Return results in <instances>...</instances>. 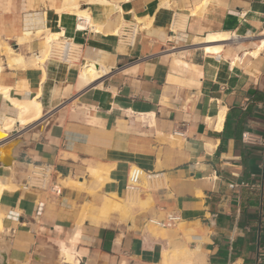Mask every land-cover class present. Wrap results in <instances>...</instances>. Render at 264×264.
<instances>
[{
  "label": "crops",
  "instance_id": "obj_1",
  "mask_svg": "<svg viewBox=\"0 0 264 264\" xmlns=\"http://www.w3.org/2000/svg\"><path fill=\"white\" fill-rule=\"evenodd\" d=\"M50 35L81 61L44 59ZM244 132L264 137V0H0V264H264Z\"/></svg>",
  "mask_w": 264,
  "mask_h": 264
},
{
  "label": "built area",
  "instance_id": "obj_2",
  "mask_svg": "<svg viewBox=\"0 0 264 264\" xmlns=\"http://www.w3.org/2000/svg\"><path fill=\"white\" fill-rule=\"evenodd\" d=\"M135 28V27H134ZM128 31V40L132 42L137 34V29L135 28ZM82 58V47L76 44L73 40L60 35L59 37L53 39L50 42L49 59L67 65H74L81 61ZM181 136V135H180ZM242 142L245 144L257 145L264 148V137L250 134L244 132L242 134ZM151 176H146L149 179ZM32 188L38 190H44L49 192V194L54 196H60L61 188L53 180L52 174L49 167L39 166L32 172V177L30 178V184ZM131 192H139L140 187L137 185H131L128 187ZM127 190V191H128ZM180 218L177 215L170 214L163 220L150 219L149 224L159 229H173L179 223Z\"/></svg>",
  "mask_w": 264,
  "mask_h": 264
},
{
  "label": "bare ground",
  "instance_id": "obj_3",
  "mask_svg": "<svg viewBox=\"0 0 264 264\" xmlns=\"http://www.w3.org/2000/svg\"><path fill=\"white\" fill-rule=\"evenodd\" d=\"M137 23V22H136ZM90 24V23H89ZM137 25H138V23H137ZM80 28L82 29V27L84 26V23H81L80 25ZM86 26V25H85ZM126 28H125V30H124V32H123V30H122V33L123 34H127V32L128 31H131L132 29H133V31L135 32L136 30H135V28H134V26H132V25H124ZM124 26H123V29H124ZM138 28V27H137ZM139 32V31H138ZM51 36V35H50ZM57 37H59V35H55V36H51V37H47L48 39L45 41V44H44V49H43V57H44V59H46V60H48L49 59V50H50V42L53 40V39H55V38H57ZM135 41V40H134ZM133 45V44H132ZM215 51H216V49H214ZM213 50V51H214ZM210 52V51H209ZM215 53V52H214ZM91 66H93V65H91ZM94 68V67H93ZM92 67H89V70L88 71H93L92 73H94L95 72V68L93 69ZM86 69V68H85ZM88 71H86V72H88ZM103 71V70H102ZM102 73V72H101ZM93 75V74H92ZM83 76H85L84 75V70H83ZM83 76H81V77H83ZM85 78V80H86V78H88V77H83V79ZM89 79V78H88ZM87 79V80H88ZM12 103H14V102H12ZM15 105L19 108V110H20V113H25L26 111H28V109L30 108V110H31V105H27V104H24V105H21V104H15L14 103V107H15ZM36 105V104H35ZM35 105H33V106H35ZM37 108H38V105H37ZM35 109L36 110V117H38L40 114H41V110L38 108V109ZM33 109V112H34V108H32ZM28 113V112H27ZM26 113V114H27ZM20 119V118H19ZM10 120V119H9ZM9 120L7 121V122H9ZM21 120V119H20ZM11 121V123H13L12 122V120H10ZM14 121V120H13ZM21 122H23L22 120H21ZM25 122V121H24ZM8 124V123H7ZM10 124V123H9ZM24 124V123H23ZM12 125V124H11ZM10 127H7V130L9 129ZM0 136H1V139L2 138H5L6 136H7V134H4V133H0ZM194 252V251H193ZM165 256V255H164ZM192 256V255H191Z\"/></svg>",
  "mask_w": 264,
  "mask_h": 264
},
{
  "label": "water",
  "instance_id": "obj_4",
  "mask_svg": "<svg viewBox=\"0 0 264 264\" xmlns=\"http://www.w3.org/2000/svg\"><path fill=\"white\" fill-rule=\"evenodd\" d=\"M7 136L4 139H6ZM8 142L9 143L7 145H5L4 147L0 148V154H3V155L10 154L12 152V149L17 145V141L16 140H9ZM12 160H14L13 157L9 158V162H7V163L4 162V161H0V164H2L3 166H8V165H10Z\"/></svg>",
  "mask_w": 264,
  "mask_h": 264
},
{
  "label": "rangeland",
  "instance_id": "obj_5",
  "mask_svg": "<svg viewBox=\"0 0 264 264\" xmlns=\"http://www.w3.org/2000/svg\"><path fill=\"white\" fill-rule=\"evenodd\" d=\"M135 194L139 195V193H137V192H131V191L128 190L127 191V195H126V200L127 199H130V200L132 199L133 200L136 197ZM173 229H175V228H173ZM156 230L162 231L163 229L156 228ZM168 230H172V229H168Z\"/></svg>",
  "mask_w": 264,
  "mask_h": 264
}]
</instances>
